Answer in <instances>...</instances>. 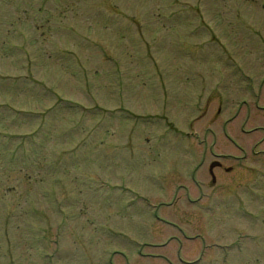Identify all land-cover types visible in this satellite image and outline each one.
Masks as SVG:
<instances>
[{
	"label": "rangeland",
	"instance_id": "1",
	"mask_svg": "<svg viewBox=\"0 0 264 264\" xmlns=\"http://www.w3.org/2000/svg\"><path fill=\"white\" fill-rule=\"evenodd\" d=\"M204 155L227 207L186 201ZM193 234L264 264V0H0V264H198Z\"/></svg>",
	"mask_w": 264,
	"mask_h": 264
},
{
	"label": "flooded vegetation",
	"instance_id": "2",
	"mask_svg": "<svg viewBox=\"0 0 264 264\" xmlns=\"http://www.w3.org/2000/svg\"><path fill=\"white\" fill-rule=\"evenodd\" d=\"M216 158H217L216 156L208 157L207 155H204L203 157H201V159H199L197 157L192 158V160L193 159H198V160H197V164L194 165V168H193L194 170H193V173L190 177H191L193 186L195 187V189L197 188L198 192H199L198 197H193V193H192V196L188 195V199L186 201L188 203H190L192 206H196L197 203H201L204 201L203 200V194H202V183H204V185H205V182H203V180L200 178L201 174H197V168L198 167L199 168L204 167L207 164V170H208V174L210 176V178L207 182L208 185H215L216 180H217V174H223V167L221 164H219L215 161ZM253 187L257 188L256 186H253ZM219 188L221 190H223V183L221 184V186ZM188 192H189V190H188ZM220 194H222V192H220ZM216 195H218V194L209 195L208 200L204 201V203L207 202L205 204H216V205H218V203L220 202L225 207L229 206V200L223 201V197H222L223 195H221V200L213 198ZM243 216L246 218H249L251 221H256V219H254V218L257 217V216L252 215V214L251 215L246 214ZM156 219H158V221L162 220L159 217H156ZM238 233L245 234L244 231H239ZM247 234H249V233H247ZM193 235H192L193 237L187 236V238L194 241V243L191 244V248L196 247L195 244L197 243V241L200 243V249H199L200 250V260H199L198 264H201V262H203V264H208V262L204 263L203 257L206 256V258H207L208 255H206V254L209 253V251H213V252H215V254L219 255L220 259L223 262V259L221 257V256H223V249H226L227 247H229L233 243L232 242L230 245L229 244L223 245V238H219V239L215 238V241H214V240H211V237H209V238H207V236L202 237L198 234H193ZM249 236H252V235H249ZM216 240H218V241H216ZM244 249H246V247H244Z\"/></svg>",
	"mask_w": 264,
	"mask_h": 264
}]
</instances>
